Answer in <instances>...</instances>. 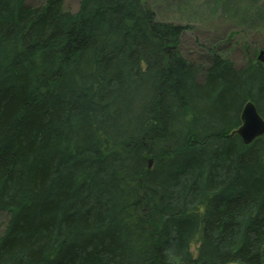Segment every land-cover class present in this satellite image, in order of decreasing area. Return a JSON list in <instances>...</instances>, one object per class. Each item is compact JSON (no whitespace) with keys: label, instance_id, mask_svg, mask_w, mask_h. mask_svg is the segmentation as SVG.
Masks as SVG:
<instances>
[{"label":"trees","instance_id":"obj_1","mask_svg":"<svg viewBox=\"0 0 264 264\" xmlns=\"http://www.w3.org/2000/svg\"><path fill=\"white\" fill-rule=\"evenodd\" d=\"M187 28L0 0V264H264V134H231L264 62L190 61Z\"/></svg>","mask_w":264,"mask_h":264},{"label":"rangeland","instance_id":"obj_2","mask_svg":"<svg viewBox=\"0 0 264 264\" xmlns=\"http://www.w3.org/2000/svg\"><path fill=\"white\" fill-rule=\"evenodd\" d=\"M40 5L45 0H26ZM158 20L187 25L180 52L186 59L205 64L209 49L230 58L236 66L245 63L256 49H264V0H146ZM64 8L76 11L79 0H64ZM260 9L261 12H258ZM254 10V12L252 11ZM252 11V13H251ZM256 11V12H255ZM203 77V72L200 78ZM7 220L0 213V229Z\"/></svg>","mask_w":264,"mask_h":264},{"label":"water","instance_id":"obj_3","mask_svg":"<svg viewBox=\"0 0 264 264\" xmlns=\"http://www.w3.org/2000/svg\"><path fill=\"white\" fill-rule=\"evenodd\" d=\"M257 59L264 62V49L259 51ZM231 134L239 135L246 144L264 134V119L252 101H247L244 104L241 111V124ZM152 164V159H149L148 168H152Z\"/></svg>","mask_w":264,"mask_h":264}]
</instances>
